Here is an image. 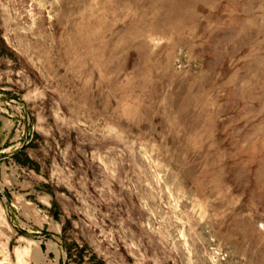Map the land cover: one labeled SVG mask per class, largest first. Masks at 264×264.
<instances>
[{"label": "rangeland", "instance_id": "374dc122", "mask_svg": "<svg viewBox=\"0 0 264 264\" xmlns=\"http://www.w3.org/2000/svg\"><path fill=\"white\" fill-rule=\"evenodd\" d=\"M0 264H264V0H0Z\"/></svg>", "mask_w": 264, "mask_h": 264}]
</instances>
